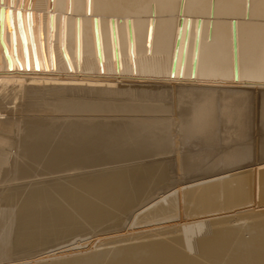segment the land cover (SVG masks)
<instances>
[{"label":"bare ground","instance_id":"bare-ground-1","mask_svg":"<svg viewBox=\"0 0 264 264\" xmlns=\"http://www.w3.org/2000/svg\"><path fill=\"white\" fill-rule=\"evenodd\" d=\"M2 8L0 264H264V0Z\"/></svg>","mask_w":264,"mask_h":264},{"label":"rangeland","instance_id":"rangeland-1","mask_svg":"<svg viewBox=\"0 0 264 264\" xmlns=\"http://www.w3.org/2000/svg\"><path fill=\"white\" fill-rule=\"evenodd\" d=\"M171 88V87H170ZM170 91H171V96H170V98H168V99H166L165 100V102L167 103V104H170V105H172V106H174V107H176V108H179L180 106H182V105H185L186 104V102L187 101H189L190 99H188V98H185L184 96H181V89H180V87L179 88H171L170 89ZM174 96V97H173ZM219 103H220V101H218ZM249 104V105H248ZM262 105H263V101H262V95L259 93V94H256V95H254V94H251L250 95V97H249V99L247 100V102H246V106H247V108H248V110H249V114H250V117H251V128H250V130L251 131H249V133H250V141H252V142H254L255 143V145H254V143H252V149H253V151L255 150L256 152H257V154H256V152H255V154H253V157L255 158V156L256 157H260L259 155H263L264 154V152L260 149V143H261V140H264V137H263V135H264V125H263V123H262V119H261V117H260V113H261V108H262ZM250 107V108H249ZM25 111V110H24ZM24 111H23V114H26V112L24 113ZM22 113V112H21ZM19 114V116H21V115H23V114ZM173 114V117H175L176 116V112H173L172 113ZM26 115H28V113L26 114ZM180 120L179 119H176L175 120V122H179ZM175 124V123H174ZM174 128V127H173ZM263 129V130H261V129ZM177 128H175V130H176ZM231 130H232V128H231ZM177 132V131H176ZM261 132V133H260ZM253 133V134H252ZM177 135V137H176V141H178L179 140V135L178 134H176ZM252 135V136H251ZM257 136V138L256 137H254V136ZM263 138H262V137ZM192 139V140H191ZM256 139V140H255ZM188 141H190V142H188ZM201 140L199 139V138H190L189 140H187L186 141V143H185V147H187V148H190L192 151H194V152H203V149L205 148V146H204V144H202L201 142H200ZM257 141V142H256ZM259 141V142H258ZM232 145L233 143L232 142H230V143H228V145ZM187 145V146H186ZM222 145H224V144H222L221 143V145L219 144V146L218 147H216L218 150L220 149V150H224L226 147H227V145H224V146H222ZM255 146V147H254ZM257 147V148H256ZM261 151V152H260ZM260 153H262V154H260ZM172 163V162H171ZM178 173V174H177ZM172 175L173 176H176L177 175V177H180V172H173L172 173ZM175 183V182H174ZM155 225V224H154ZM157 225H161V224H157ZM156 225V227H158ZM128 226H124L123 228H121V229H119V230H117L116 232H122V233H125V232H123V231H125V229L127 228ZM139 227V228H138ZM138 227H136V225H135V229L133 230V231H135V230H141L142 228H143V225H140V226H138ZM145 228V227H144ZM132 231V232H133ZM111 234H114V237L113 236H111ZM111 234H105L104 233V235H99V234H96L95 236L93 235V236H91L89 239V241H90V245H96V244H99L100 242H102V241H104V240H106V238H108V237H110L108 240H110L111 239V237H112V239L113 238H115V236L117 235L116 233H111ZM116 234V235H115ZM91 235V234H90ZM106 235V236H105ZM119 235H120V233H119ZM106 237V238H105ZM103 239V240H102ZM79 241V240H78ZM99 241V243H95V242H98ZM85 243H87V240L85 241V240H83V241H81V243H80V241L79 242H75V244L74 243H72V244H74V245H70V247L72 248V247H76V248H78V249H80V248H82V247H84V244ZM69 248V247H68Z\"/></svg>","mask_w":264,"mask_h":264},{"label":"water","instance_id":"water-1","mask_svg":"<svg viewBox=\"0 0 264 264\" xmlns=\"http://www.w3.org/2000/svg\"><path fill=\"white\" fill-rule=\"evenodd\" d=\"M0 13H1V18H3V8L1 9ZM233 38H234L235 67H236V70H237V57H238V54H237L236 22H234ZM176 60L177 59L175 57L173 69H174V67L176 65Z\"/></svg>","mask_w":264,"mask_h":264}]
</instances>
